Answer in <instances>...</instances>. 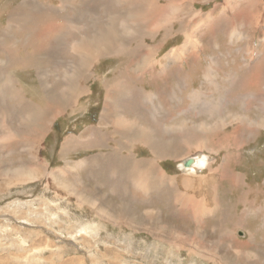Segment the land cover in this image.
<instances>
[{
    "label": "rangeland",
    "instance_id": "rangeland-1",
    "mask_svg": "<svg viewBox=\"0 0 264 264\" xmlns=\"http://www.w3.org/2000/svg\"><path fill=\"white\" fill-rule=\"evenodd\" d=\"M23 1L25 2V0H0V37H1L0 43L5 44L7 41L9 42L11 41V39H14L15 37L17 39L23 40V37L26 36L27 34L26 30H28V27L26 26L24 28L12 31V33H10L11 35L9 34V36L4 33V31H6L9 27L8 20L12 15L11 12L13 11L16 12L18 8L20 9L22 4L24 3ZM38 1H41L43 3L46 2V0L45 1L38 0ZM110 1L113 4H115V0H110ZM197 1L202 2V0H197ZM238 2L240 4L242 3L243 6L246 4V2L249 1L247 0L246 2H244L243 0L242 2H240V0L238 1L230 0L229 3L227 0H220V1L210 0L209 4H206L205 7H203L201 3L197 4L196 6L198 9H203L205 13L212 14L214 21L210 26L212 27V29L209 28L208 34L205 36V38L203 36L206 32V29H204L201 32H198L196 39L197 47H195L194 50L190 49L191 51L186 50L185 53L182 54V60L180 62L177 61L175 65L170 64L172 66L171 71H173L175 75H179V79H178L179 85H177V87H174V89L172 90L174 98L178 103L177 102L175 103L170 102V103L171 105L173 104L176 107V111H174L175 114H182L177 112L180 111L177 105H180L181 109H183V112L185 111L183 113L185 114L184 115L185 120L183 123H185L184 126H186V128L189 127L192 130L197 129L196 130L197 134L196 136H194V142L191 143V145L193 144L194 147H191L190 145L185 146L184 151L182 152L183 146L180 145L179 151L181 152L178 153L176 151L174 152V150L170 151L168 149H165L167 144H170V146H172L173 144V146H175L177 141L176 138L169 136L170 134L163 132L164 130L162 129L161 125L158 126V128L156 129L159 130V134L153 133L152 138L150 140L152 144L156 142L157 145L160 146V148H158L156 152L161 154L162 157L155 158V156L153 157V155L150 156L151 158L149 160H151V163L155 162L154 168H156V171H153L154 177L152 179H149L148 181V183H150V181L156 183L157 186L152 189L150 188L144 189V188H140V186L137 185L135 178L138 175L137 176L132 175L133 173L131 172V170L133 168L132 166L134 165L132 164L133 159L131 160V158L135 157L137 161V158L141 159L149 156L150 152L146 150V147H144V145L136 148L132 146V148L128 151L134 154L135 156L133 155L132 157L125 159L124 165L122 167L117 168V171L119 172L123 171V175L126 178L130 179V182L124 183L123 182L124 178L121 179L122 182L118 181L117 176L113 178L115 184V188L113 189V191L114 192L116 191L115 194L117 196L114 195L112 196L110 194V191L112 189L110 184L113 183V181L108 184V187H106L104 193H102L99 190L98 194H96V189L98 187L97 180L90 179L89 177L90 175L88 176L87 174H84V171L80 173L78 170L74 169V162L76 163V161H80L82 158L91 159L95 157V159L97 158L96 161L100 160L101 158L104 159L106 157L105 154H107L108 156L111 155L108 153L110 152L112 153V151L115 148H117L119 145L121 146V144L123 143L125 144L127 141L124 138L118 137L116 135L115 136L109 135V137L105 136L104 138L106 139H102V140L100 139V145L106 143L107 145H110L112 148L109 149L106 148V146L100 148H93L89 150V153L88 151L83 150V153H79V154L71 153L67 155L66 158H64L60 152V148L64 144L63 140L64 138L70 137L72 135L79 136V134H81L83 130L86 129L89 130L90 127L97 128L100 122L104 123L103 119L101 120V115L104 112V106H105L104 83L113 81L111 79H113V77L115 78V74L117 73L118 69L120 70L123 67V63L125 64L129 62V59H125L126 56H123L122 54L126 48V45L123 40H125L129 36H134L139 40L146 39V41H148V44H150L153 48L156 46V49L162 46L165 40H169L170 43L166 45L165 48L163 47L156 56V58H158L157 59L158 61L161 60L164 63H166L164 58L174 47L181 45L185 46V44L187 43V36L184 32V29L189 27L191 20L188 17H186L187 18L186 24H184L180 18L174 22V24L178 22L183 24L184 27L183 34L186 37L183 35L175 38V33L173 36L169 37L166 36L165 33L161 32L159 35L160 37H157L156 41L155 39L153 40L149 39L148 34L150 32L156 33L159 29H164L167 25H169L168 22H170V19L172 20L170 14H167L166 18H164V20L162 19V22H160L159 25L156 23L150 25L139 23V25L136 24L133 26L132 24L135 31L133 35L127 33V31H122L120 35L118 34V37L120 38L119 42L116 43L118 49L116 45L114 44L111 45L114 46L113 49L115 50L112 51L110 50L112 47L109 48L108 52L105 53V56L106 55L108 56L101 60L98 59L96 65L92 67V78L88 81L82 82V92H81L82 95L80 94L81 95L80 97L82 99L80 98L81 101L79 105L85 107V111L83 112L84 114L80 112L78 117H73L72 114L68 112L66 116H63L62 119L58 120V122L55 125L56 127L54 126V130L52 134L49 136L51 138L48 137L49 139L47 138L46 140L45 147L41 152L42 155L41 163L42 165L46 166L47 171L50 172L52 176H46L45 173L44 175H39V179L35 182L24 183L21 185L18 184V186L15 185L13 188H9L8 186L9 181L0 183V264H74V262H76L75 264H79V263L80 264H153V262L154 264H161V263L162 264H216L217 262H218L217 264H224V263L230 264L232 260L235 262L234 263L232 261V264H247L245 257L251 251H248L244 246V244L250 240L249 231L255 233L260 229L259 226L264 225V215H263L264 213H262L264 212L263 210L264 209V192H263L264 191V133L263 132H261L259 136V138L260 139L262 138L263 140L261 139L260 141L259 138L255 139L250 145L251 149L249 148L246 149V151L248 152H246L245 150L236 151L237 150L236 146L234 147L228 146L227 141L216 139L214 136L210 134L204 135V138L207 140V142H213L218 140L220 141V145H222L219 146L218 149H216L215 151L211 149L212 151L204 152L205 154H207L208 157L210 156L209 158L211 164L209 170L200 173L202 177L208 178L210 184L213 185L218 183V187L216 186L217 191L216 189L212 190L214 191L213 194L215 196L213 195L211 199H208L209 196L207 198V205L209 206L210 209H213L216 206V210H215L216 214L215 213L210 214L208 215V217L207 215L204 216L202 214H198L199 216L193 214L194 215L193 216L192 212L188 214L187 205L182 203L177 197L179 193L180 194L186 193L193 195V198L195 196L197 200V195H200L197 189L196 188L194 189V187L196 186L195 184L196 181L194 180H197L198 176L185 175V174L183 175V173L179 170L178 167H179V162L182 163V161L185 160L186 158L196 155L197 151L199 150L198 142L200 141L199 139L201 138L199 131H202V127L206 125L208 128H215L216 122H220L221 124L227 123L228 125H230V122L228 121H230V118H234V117L239 119L241 118L246 119L245 117L246 114L244 111L246 106L248 105L256 107L254 109L251 108V110L248 112V116L252 120H257V122L264 121V89L262 88L261 90L259 89L256 90L255 88L249 86V89L248 88L247 90L244 89L241 92V98H237L235 95L238 94L239 92H237V89H233L231 87L230 82L228 83V78L230 79L232 77H235L236 70H238L241 76L245 79H248V76L250 77V72L253 69L255 72H258V74L260 75L264 74L261 73L264 70L263 68L264 63L263 62L260 63L257 56V51L263 48L260 45L261 39L259 37L257 38L256 36V33L264 34V21H263L264 19L260 24L257 23L256 25L253 26L254 30L252 32L250 27H247L248 25H250L248 23L246 24V27H244L243 21H241V23H238L235 20V23L233 24V19L235 17L234 12L238 11L236 10V7L237 8L239 7L237 5ZM53 3L54 5H59L58 0H53ZM169 4L174 8H177L179 6L181 7L182 5L181 3L178 4L175 3V0H169ZM120 5L119 7L122 8L125 7L124 2L122 1H120ZM33 6L34 5L32 0H28L27 7L31 9V12L29 13L31 15L28 14V17L31 18V21L29 22L35 23L33 19L35 20L34 14L36 13V10L34 9ZM150 7L152 8V4L148 2L146 9L142 8L141 11H143V13H146L148 9V11L151 12ZM17 12L21 13L22 11H17ZM63 14L64 13L61 14L58 13L57 15L63 16ZM122 16L123 14H117L116 23H115L117 26H119L118 20L123 18ZM109 17L113 18V16L111 15ZM129 22L131 24L133 22V19L129 18ZM219 23L221 24L223 23L224 25L223 24L221 25ZM30 27L33 28V24L30 25ZM243 27L246 28L245 32ZM175 28L176 31H178L180 27L178 26ZM236 28H238L239 30L238 32L233 31ZM22 29L24 31H22ZM13 42L14 41H12V44ZM188 44H191V42H189ZM16 49H18L17 46ZM0 51H2V49ZM241 54L242 56H240ZM6 56L5 53L0 52V60L2 59L6 60ZM21 56L24 57V60L26 59L24 54L21 53ZM73 57L80 58L74 55ZM105 59L106 62L104 61ZM183 61H186L185 64L182 63ZM238 61H239V65H238ZM12 64L13 66H15L16 70L13 71L12 69L7 68L6 73H8L11 77L12 76L15 77V80L17 79L16 80L17 86H14V90L19 89L18 90L19 92L24 93L22 97H25L26 100H29V102L35 103L40 107L45 106L46 103H42L40 101L42 98V95H40V93L42 92V88L39 86L38 83L39 76L36 74L38 70L43 72L47 71L45 73H48L50 66L47 63L43 62L38 65L37 71L35 69H30V71L28 70L21 71L17 63L15 64L13 62ZM193 65L194 67L196 66L197 67L194 68L192 67ZM244 65L246 69L244 68ZM159 68L160 67H158L157 71H159ZM243 68L244 70L247 71H244ZM50 69H51L50 71L51 73L58 72L57 74L59 75L63 74L61 72V69L56 71L53 70L52 68ZM15 73H17V75ZM130 73L132 74L133 71H130ZM145 73L146 71L137 72V76L140 79H142L144 82L148 81V77L147 79H145ZM0 76H1L0 82L7 83L6 81L7 78L5 77V75L4 76L0 75ZM189 77L191 78V80ZM144 87H146L147 90L149 91L153 89L148 83ZM259 91L261 93H259ZM233 93H234V98L232 99V97L229 96L232 95ZM37 94L39 97L36 96ZM168 95H170L171 97V91L168 92ZM257 98L259 99V101L257 100ZM1 101L2 99L0 98V106H5V107L7 106L10 108L11 106L10 104H12V102H9L10 104L8 103L7 105L6 102L1 103ZM208 103H210L211 105H209ZM207 105L212 108V113L213 111L217 113V116L214 114L212 115L210 114L211 113L210 108L208 109ZM151 107L152 106L150 105L148 106L147 109H150ZM26 110H31L32 112H35L33 109L30 108H27ZM192 111L194 113H192ZM175 114L174 117L171 116L172 119L176 118ZM1 116L2 115L0 114V137L3 136L5 130L10 131L11 132L10 134H12L13 136L20 131L21 128L20 123H23V121L19 120L20 122L19 123L18 121L15 120L13 122L5 124L2 123ZM152 123L149 122V124L146 123L145 125L146 126L149 125L148 127H153V128L157 127L154 125V123L153 124ZM173 123H175V120ZM79 125L80 127H78ZM162 125L169 126L170 124H166V122H164ZM231 127L232 126H229L227 129L229 130ZM107 128L108 131L110 129L111 131L113 130L112 128L109 127ZM227 133H231V130L227 131ZM14 137H18V136H14ZM253 137L254 135L248 136L250 140H253L254 139ZM159 139H162L163 141ZM119 141L123 143L120 144ZM158 141L162 142V144H160ZM230 141L234 143L233 140ZM24 144L28 145L27 143ZM20 147L22 148V146ZM21 151L22 153L26 151V153L31 155L30 156L31 159L33 155V152L31 150L22 149ZM124 154H128L127 150L124 151ZM176 154L178 155L179 158H174V157L172 159L167 158L170 156H174ZM18 159H20V155L16 151L9 156V159L6 158V162L8 163L9 166V167L7 166L6 169L10 168L9 170H11L10 172L11 175H13V173H15L14 171L16 170H17L16 172H19L18 170L20 168L16 167L15 165V161H18ZM64 160L71 163L74 172L78 173L77 177H80V179H82L81 182H83L84 185L82 184L76 186L70 178H67L64 175H60L59 173L51 172L54 171V169H56L55 167H59V168L63 167L65 162ZM226 161L228 163H226ZM226 164L228 168H230V170L233 172V174H236V178L238 177L236 179L237 182H241V183L235 184L234 183L235 181L232 180L230 176H227V174H225L227 173V171L225 172ZM129 166H130L129 169H130L131 177L128 175V172H126ZM241 175H243L242 176L243 178H241ZM56 176L58 179L56 178ZM85 177H88V179H85ZM11 180L15 181L14 178ZM183 184H185L187 188H185ZM74 185L76 188H80V189L79 190L75 188L73 189ZM82 186L83 188H81ZM256 189L257 191H255ZM71 190H75L83 194L85 196V200L88 203L93 202L94 198L97 199L99 195L101 201L104 199L103 197L104 195L106 196L111 195L113 199L110 198L111 200L110 199L105 200L106 203L104 202V208L107 213L109 212L111 213L112 217L113 215L116 214L115 216L118 217V220L116 221L118 222L111 223L106 221V219L103 218L102 216H101L102 218H100V216L96 214V209H93L88 206H84L79 202V199H75L73 196H69ZM189 190L191 191V193ZM206 190L207 188H205L203 192L204 194L207 192ZM155 196H156V200H155ZM167 196L169 198H167ZM45 200L48 202H46ZM253 208H255L256 210ZM114 211L115 213H113ZM120 212L125 213L124 215L126 217L128 216L127 218L125 217V219H129V220L128 221L123 220ZM215 219L217 220L219 219V220L217 221ZM248 224L250 226H248ZM205 227H207L208 229ZM143 228H145L146 230ZM170 229L171 231H169ZM182 230L186 232H183ZM106 232L109 234H107ZM157 234H159L158 237ZM190 234L192 236V240H190L191 239ZM227 236L230 239H228ZM162 237H164V239ZM200 239H202V241ZM195 241H198L201 244L198 242L195 243ZM258 241L261 244L262 243L264 244V231L260 233V237L258 238ZM199 246L201 247L205 246V247L201 248ZM258 247L259 250L257 251L258 253L257 255H259L261 259L259 260L255 259L254 256V259L251 262H249V264L264 263V245ZM197 250H200L201 252ZM230 254L232 255V257ZM211 258L213 260H211ZM219 258L221 260H219ZM234 258L237 259L234 260ZM128 261H130V263ZM237 261L239 263H236Z\"/></svg>",
    "mask_w": 264,
    "mask_h": 264
},
{
    "label": "bare ground",
    "instance_id": "bare-ground-1",
    "mask_svg": "<svg viewBox=\"0 0 264 264\" xmlns=\"http://www.w3.org/2000/svg\"><path fill=\"white\" fill-rule=\"evenodd\" d=\"M43 1H45V0H43ZM58 1H59V5H54L53 0H46L45 3L38 1V0H32L33 5H34L33 7L36 10V13L34 14L35 20L33 19V21H35V23L29 22V21H31V18L28 17V14L31 12V9L29 7H27L28 0H25V2L23 1L24 3L22 4L21 8L20 9L18 8V10H17V11H22V12L18 13L16 10H15L16 12H14V11L11 12L12 15L8 20L9 27L6 31H4V33L9 36V34L12 33V31L24 28L26 26V27H28V30H26V32H27L26 36H24V37L22 36L23 40L17 39L15 37L14 39H11V41H9V42L7 41L5 44L0 43V50L2 49V51H0V52L5 53V56L7 54L6 60H3V59L0 60V75H3V76L5 75V77L7 78V80H6L7 83H1L0 82V98L2 99L1 103L6 102V104L8 105L9 102H12V104L9 103L11 105L10 108L7 106L6 107L0 106V114L2 115L1 116L2 123L7 124V123L13 122L15 120L18 122H19V120L23 121V123L19 122L20 126H21L20 131L16 133L17 135L16 134L14 135V136H18L19 138L14 137L12 134H10L11 132L7 131V130H5V132L3 133V136L0 137V183H4L5 181H9L8 182L9 188H13L15 185L18 186V184L21 185L24 183L35 182L39 179V175H44L45 173H46L45 174L46 176H52V174L47 171L46 166L42 165V163H41V156H42L41 152L45 147V143H46L47 138L52 134V132L54 130V126L56 125L58 120L62 119L63 116H66L68 112H70L73 117H78L80 112L83 113L85 111V107H82L79 105V103L81 101L80 96L82 95L81 94L82 82L88 81L92 78V67L94 65H96L98 59L101 60V59H104L108 56V55L105 56V53L108 52L109 48L112 47L110 50H112V51L115 50V49H113L114 46H111V45H113V44L116 45V43L119 42L120 38L118 37V34L120 35L122 33V31H127V33L133 35L135 33L134 28H133L134 25H136V24L139 25V23L140 24H148V25L156 23L159 25V23L162 22V19L164 20V18H166V15L170 14L172 20L170 19V22H168L169 25H167L164 29H159L156 33L150 32L148 34V37H149V39H152V40L155 39V41H156L157 37H160L159 35L161 32L165 33V35L169 36V37L173 36L174 33H175V38L179 37V36H183L184 35L183 34V28H184L183 24L180 22L174 24V22L180 18L182 20V22L184 24H186L187 23L186 17H188L191 21H190L189 27L184 29V32L187 36V43L185 44V46L181 45L182 48H181V46H176L169 53L166 52L168 54L164 58V60L166 62V63H164L161 60L158 61L157 60L158 58H156V56L158 55V53L161 51V49L163 47L165 48L166 45H168L170 43L169 40H165L164 44L162 46H160L158 49H156V46L153 48L150 44H148V41H146V39L139 40L138 38H136L134 36H129L128 38L123 40L125 45H126V48L122 54H123V56L127 57V58L125 57V59H129V62L125 63V64L123 63V67L120 70L118 69L117 73L115 74L116 79L113 77V79H111L113 81L104 83L105 106H104V112L101 115V120L103 119V122H106V123L100 122L99 125H103L102 127H100V126H98L97 128H91L90 127L89 130H87V129L83 130L81 128L83 131L81 132V134H79V136L72 135L70 137L64 138V140H63L64 144L60 148L61 155L64 158H66L67 155H69L71 153H73V154L74 153H77V154L83 153V150L88 151V153H89V150H91L93 148H100V147H105V146H106V148H109V149L112 148L110 145H107L106 143H103L102 145H100V139L101 140L106 139V138H104L105 136L109 137V135L110 136L116 135L118 137L124 138L127 141V142L125 141L126 142L125 144L123 142L119 141L120 144L123 143L124 145L121 144V146L119 145L117 148H115L112 151V153L111 152L108 153V154H111L109 156L107 154H105L106 157L104 159L101 158L100 160L96 161L97 158L95 159V157L93 156L94 158H91V159L82 158L80 161H76V163L74 162V169L78 170L80 173H82V171H84V174H87L88 176L90 175L89 176L90 179H93V180L96 179L97 180L98 187L96 189V194H98L99 190L102 193H104V190H106V187H108V184L110 182H112V181H110V178H115L117 176L118 181H121V179L124 178V181H123L124 183L130 182V179L126 178L123 175V171L119 172V171H117V168L122 167L124 165L125 159H128L129 157H132L134 155L128 151L132 148V146L136 148V147H140V146L144 145V147H146V150L150 152V155L145 157V158H141V159L137 158V161H136L135 157L134 158L132 157L131 160L133 159L132 164L134 166H132L133 168H132L131 172L133 173L132 174L133 176L138 175L135 179H136L137 185L140 186V188H144V189L155 188L157 186V184L154 182H151V181H150V183H148V181H149V179H152L154 177L153 171H156V168H154L155 162H152L153 164L151 163V160H149L151 158L150 156L153 155V157L155 156V158L162 157L161 154L156 152V150L158 148H160V146L157 145L156 142H154V144H152L151 140H150L152 138L153 133L159 134V130L156 128H158V126L161 125L162 129L164 130L163 132L168 133V134H170L169 136L176 138V141H177L176 145L173 146V144H172V146H170V144H167L165 149H168L170 151L174 150V152L176 151L178 153V152H181V151H179L180 145L183 146L182 152L184 151L185 146L190 145L191 147H194V145L193 144L191 145V143L194 142V136H196V134H197V132H196L197 129L192 130L189 127L186 128V126H184L185 123H183L185 120L184 119L185 114H183V113L185 111L183 112V109H181L180 105H177V107L180 110L177 112L182 113V114H175L174 111H176V107L173 104L171 105V103L177 102L176 99L174 98L172 90L174 89V87H177V85H179L178 84L179 75H175V73L173 71H171L172 66L170 64L175 65V63H177V61L180 62L182 60V54L185 53L186 50L187 51H189L190 49L194 50L195 47H197L196 39H197L198 32H201L204 29H206V32L203 36L205 38V36L208 34L209 28L212 29V27H210L211 24L214 22L212 14L205 13V11L203 9H198L196 6L197 4L201 3V5H203V7H205L206 4H209L210 0H202V2H199L197 0H175V3H177V4L181 3L182 4L181 7L179 6L177 8L172 7L169 4V0H162V1L161 0H115V4H113L110 0H58ZM120 1L124 2V4H125L124 8L119 7ZM227 1L230 3V0H227ZM236 1H238V0H236ZM242 1L243 0H240V2H242ZM246 1L247 0H244V2H246ZM248 1L249 2H246V4L244 3L245 5H243V6H242V3L240 4L238 2L237 5L239 7L238 8L236 7V10H238V11L234 12L235 17L233 19V24L235 23V20L238 23H241V21H243L244 27H246V24L248 23L250 25H248L247 27H250L251 32H252L254 30L253 26L256 25L257 23L260 24L262 22V20L264 19V0H248ZM148 2L150 4H152V8L150 7L151 12H149L147 9L146 13H143V11H141V9L142 8L146 9ZM41 10H43V11H41ZM58 13H60V14L64 13L65 16H64V14H63V16L62 15L59 16V15H57ZM117 14H123V16H122L123 18L118 20L119 26H117L115 24ZM29 15H31V14H29ZM110 15L113 16V18L109 17ZM129 18L133 19V22L131 24L129 22ZM32 24H33V28L30 27V25H32ZM132 24H133V26H132ZM219 24H221V23H219ZM178 26L180 28L178 31H176L175 27H178ZM66 28H67V30H66ZM245 29L246 28H244V32H245ZM22 31H24V30L22 29ZM233 31L238 32L239 30H238V28H236ZM225 36H227V35H225ZM256 36H257V38L259 37L261 39L260 45L263 48V49H259L257 51L258 60L260 61V63L261 62L264 63V34L263 33L262 34L256 33ZM169 37H167V38H169ZM242 37H243V35H242ZM161 38H162V36H161ZM0 39H1V37H0ZM12 41H14L13 44H12ZM189 42H191V44H188ZM8 43H10V44H8ZM17 43H19V44H17ZM16 46L18 49H16ZM117 49H118V46H117ZM199 49H200V47H199ZM21 53L25 55V57H26L25 60H24V57L21 56ZM73 55L76 57H80V58H75V57H73ZM117 56H119V55H117ZM240 56H242V54ZM211 57H212V55H211ZM104 61L106 62V59ZM114 61H115V59H114ZM13 62L15 64L16 63L18 64V67L21 69V71H23V70L30 71V69L38 70V65L40 63H43V62L47 63L50 66V68H52L55 71L61 69V72L63 73L62 75L57 74L58 72L51 73L50 68H49L48 73H45L47 71L43 72V71L38 70V72L36 74L39 76L38 77L39 78L38 83H39V86L42 88V92L40 93V95H42V98L40 101L42 103H46L45 106L40 107L35 103L29 102V100H26L25 97H22V95L24 93L19 92L18 91L19 89L14 90V86H17L16 85L17 79L15 80V77H13V76L11 77L8 73H6L7 68L12 69L13 71L16 70L15 66H13V64H12ZM185 62L186 61H183L182 63L185 64ZM193 62H194V59H193ZM242 63H244V62H242ZM194 65L192 67H194ZM238 65H239V61H238ZM245 65H244V68H245ZM158 67H160L159 71H157ZM196 67H194V68H196ZM68 68H69V70H68ZM244 68H243V70H244ZM130 71H133V73L131 74ZM145 71H146L145 79H147V77H148V81L144 82L142 79H140L137 76V72H145ZM239 71H242V70H239ZM244 71H247V70H244ZM235 73H236L235 77H232L230 79L228 78V83L230 82L231 87L233 89H237V92H239L238 94L235 95L237 98H241V92L244 89H246V90H247V88L249 89V86H251L252 88H255L256 90H258V89L261 90L262 88L264 89V76H263L264 74L260 75V74H258V72H255L253 69L250 72V77L248 76V79H245L241 76V74H240V72H238V70H236ZM246 73H248V72H246ZM261 73H264V70ZM201 74H203V73H201ZM201 76H203V75H201ZM0 80H1V76H0ZM190 80H191V78H190ZM194 80H195V78H194ZM96 83H97V81H96ZM147 83L153 88L152 90L149 91V90H147L146 87H144ZM198 84H199V82H198ZM169 90L171 91V97H170V95H168V92H170ZM259 93H261V92L259 91ZM38 94L36 96H38ZM94 94H95V92H94ZM232 95H230L229 97H232V99H233L234 93ZM262 96H263V94H262ZM257 100L259 101L258 98H257ZM146 103H147V105H146ZM208 104L211 105L210 103H208ZM150 105L152 107L150 109H147L148 106H150ZM88 106H90V105H88ZM27 108L33 109L35 112H32L31 110H26ZM207 108L208 109L210 108V112H211L210 114L211 115L214 114L217 116L216 112L213 111V113H212V108L210 106L207 105ZM251 108L254 109L256 107L248 105L245 108L244 112L246 114L245 115L246 119H244V118L239 119V118L234 117V118H230V121H228V122H230V125H228L227 123L221 124L220 122H216L215 128H208L206 125L204 127H202V131H199L201 138L199 139L200 141L198 142L199 143V150L197 151L196 155L190 156V157L186 158L185 160H183L182 163H179L178 168L183 173V175L185 174V175L198 176V179L194 180V181H196V183H195L196 186L194 187V189L196 188L198 193L200 194V195H197V200H196L195 196L193 198V195H190V194H186V193L180 194L179 193V195H177V197H179L178 199L182 203L187 205L188 214L190 212H192V215L195 214V215L199 216L198 214H202L204 216L207 215V217H208V215L216 212L215 211L216 206H215V208L210 209L209 206L207 205V198H208V196H209L208 199L212 198V196L214 195L213 194L214 191H212V190L216 189L217 183L215 182L216 184H213V185L210 184L208 178L202 177L200 175V173L203 171L209 170V167L211 164V161L209 158L210 156L208 157L207 154H205L204 152L212 151L211 149H213V151H215L216 149H218L219 146H222V145H220V141H218V140L213 141V142H207V140L204 138V135L210 134V135L214 136L216 139H220L222 141H227L228 146H232V147L236 146V148H237L236 151H243V150L246 151L247 148L251 149V147H250L251 143L255 139L259 138L261 132L264 133V121L257 122V120H252L248 116V112L251 110ZM88 109H90V108H88ZM192 113H194V112L192 111ZM174 114L178 120L176 118L175 119L171 118V116L174 117ZM148 117L150 120L148 119ZM174 120H175V123H173ZM192 121H194V120H192ZM61 122H63V121H61ZM149 122H151V123L153 122L154 125L157 127L153 128V127H148L149 125L146 126L145 124L146 123L149 124ZM164 122H166V124H170V125L169 126L162 125ZM80 123H82V122H80ZM229 126H232L229 129V130H231V133H227V131H229L227 129ZM78 127H80V125ZM107 127L112 128L113 130L111 131V129H110L108 131ZM65 129H66V127H65ZM78 130H79V128H78ZM77 131H75V132H77ZM55 134H56V132H55ZM249 135L250 136L254 135V137H253L254 139L250 140V138H248ZM49 138H51V137H49ZM186 138H187V140H186ZM261 139H260V141H261ZM55 140H56V138H55ZM128 140H129V142H128ZM159 140L163 141L162 139H159ZM230 140H233L234 143H232ZM24 143H27L28 145H26ZM159 143L162 144V142H159ZM20 146H22V148ZM227 148H229V147H227ZM22 149L31 150L33 152L31 159H30L31 155L26 153V151H24L22 153V151H21ZM46 150H47V148H46ZM126 150H127L128 154H124V151H126ZM204 150H206V151H204ZM15 151L17 153H19V155H20V159H18V161H15L16 167H19L20 169L18 170L19 172H16L17 170L16 171L13 170L15 173H13V175H11V173H10L11 170H9L10 168L6 169V167L8 166V163L6 162V158L9 159V156L12 155V153H14ZM31 151H29V152H31ZM102 151H103V148H102ZM174 152H172V153H174ZM246 152H248V151H246ZM176 155L170 156L167 158L168 159L169 158L172 159L173 157L179 158L178 155L177 156ZM44 156H46V155H44ZM243 156H245V155H243ZM70 158H72V157H70ZM190 160H193V163L190 167H187L186 163ZM64 161L65 162H64L63 167H61V168L55 167L56 169H54V171H51V172L59 173L60 175H64L67 178H70L76 186L82 185L83 184V182H81L82 179H80V177H77L78 173L74 172L73 166L71 165V163H69L66 160H64ZM226 163H228V162L226 161ZM10 165H11V163H10ZM125 168H127V167H125ZM129 168H130V166L127 168V171L126 170L125 171L128 172V175L131 177ZM226 171H227V173H225V174H227V176H230L231 179L235 181V182L233 181L235 184L241 183V182H237L236 179L238 177L236 178V174H233V172L230 170V168H228L227 164H226V168H225V172ZM10 176H11V178H10ZM242 176L243 175H241V178H243ZM13 178L15 179V181L11 180ZM56 178H57V176H56ZM85 179H88V177H85ZM178 181H180V180H178ZM75 185L73 186V189L75 188V189L79 190L80 188H76ZM110 185L112 188L110 191V194L112 196L113 195L117 196L115 194L116 191L115 192L113 191V189L115 188L114 181ZM183 185L185 188H187L185 186V184H183ZM191 187H193V186H191ZM239 187H237V188H239ZM81 188H83V186ZM205 188H207V190H206L207 192L204 194L203 192H204ZM216 191H217V189H216ZM255 191H257V189ZM208 192H209V195H208ZM164 193H165V190H164ZM190 193H191V191H190ZM111 195L110 196L104 195L103 196L104 199L102 201L99 198L100 195L99 196L97 195L98 198L97 199L94 198L93 202H89V203L85 200V196L83 194L79 193L78 191L71 190L69 196H73L75 199H79V202L81 204H83L84 206H88V207H91L93 209H96V214L98 216H100V218L103 217L108 222L117 223L118 221H116V220H118V217L115 216L116 214L113 215V217H114L113 218L111 213L110 212L107 213L105 211V208H104L105 200H109L110 198H112ZM162 196H160V197H162ZM172 196H174V195H172ZM220 197H221V195H220ZM101 198H102V196H101ZM167 198H169V197L167 196ZM118 199H119V197H118ZM155 200H156V196H155ZM41 201H43V200H41ZM46 202H48V201H46ZM222 202H224V201H222ZM131 203H133V202H131ZM218 203H219V201H218ZM216 204H217V202H216ZM185 205H183V206H185ZM137 206H138V204H137ZM177 208H179V207H177ZM253 209H255V208H253ZM117 210H118V208H117ZM124 212H126V211H124ZM113 213H115V211ZM182 213H184V212H182ZM224 213H225V211H224ZM247 213H248V211H247ZM262 213H264V212H262ZM124 214L125 213H121L122 219L128 221L129 219H125L126 216ZM82 215H83V213H82ZM233 216H234V214H233ZM230 218H231V216H230ZM257 219H258V217H257ZM215 220H217V219H215ZM259 220H261V219H259ZM159 221H160V218H159ZM157 223H158V221H157ZM229 223H231V222H229ZM254 223H256V222H254ZM140 224H141V222H140ZM159 226H160V224H159ZM239 226H240V224H239ZM248 226H250V225L248 224ZM114 227H115V225H114ZM218 227H219V225H218ZM259 227H260V229L258 231H256L255 233L249 231L250 240L244 244L246 249L248 251H251L247 254L246 257L244 256L245 260L247 261V264H249V262H251L254 259V256H255V259H258V260L261 259L260 256L257 255L258 254L257 251L259 250L258 246H263L264 244L263 243L261 244L259 242L260 240L258 241V238L260 237V233L262 231H264V225L263 226L261 225ZM205 228H207V227H205ZM143 229H145V228H143ZM188 230H190V229H188ZM169 231H171V229ZM183 232H186V231H183ZM154 233H156V232H154ZM187 233H188V231H187ZM107 234H109V233H107ZM154 235H156V234H154ZM158 235L159 234H157V237H158ZM190 236H191V234H190ZM164 237H162V238L164 239ZM193 238H194V236H193ZM207 238H210V237H207ZM227 238H228V236H227ZM228 239H230V238H228ZM190 240H192V236H191ZM200 240L202 241V239H200ZM189 242H191V241H189ZM196 242H198V241H195V243ZM178 243H180V242H178ZM198 243H200V242H198ZM79 244H81V243H79ZM174 244H175V242H174ZM183 245H184V243H183ZM205 246H206V244H205ZM205 246H203V247L199 246V247L204 248ZM208 246H209V244H208ZM185 248H186V246H185ZM242 249H243V247H242ZM171 250H172V248H171ZM174 251H177V250H174ZM197 251H200V250H197ZM239 251H240V249H239ZM208 252H209V250H208ZM240 255H242V254H240ZM172 257H173V255H172ZM231 257H232V255H231ZM178 259H179V256H178ZM203 259H204V257H203ZM235 259H237V258H234V260ZM208 260H210V259H208ZM211 260H213V259L211 258ZM219 260H221V259L219 258ZM166 261H167V259H166ZM232 261L230 262V264H232ZM238 261L236 263H239ZM128 262L130 263V261H128ZM75 263L76 262H74V264ZM153 264H154V262H153ZM224 264H227V263H224Z\"/></svg>",
    "mask_w": 264,
    "mask_h": 264
},
{
    "label": "water",
    "instance_id": "water-1",
    "mask_svg": "<svg viewBox=\"0 0 264 264\" xmlns=\"http://www.w3.org/2000/svg\"><path fill=\"white\" fill-rule=\"evenodd\" d=\"M192 163H193V160H190V161H188V162L186 163V166H187V167H190V166L192 165Z\"/></svg>",
    "mask_w": 264,
    "mask_h": 264
},
{
    "label": "crops",
    "instance_id": "crops-1",
    "mask_svg": "<svg viewBox=\"0 0 264 264\" xmlns=\"http://www.w3.org/2000/svg\"><path fill=\"white\" fill-rule=\"evenodd\" d=\"M37 71V70H36ZM17 75V73H15ZM106 123V122H104ZM100 127H102V125H99ZM102 129V128H101ZM180 163V162H179ZM110 181H113V178H110ZM217 187H218V183H217ZM179 198V197H178Z\"/></svg>",
    "mask_w": 264,
    "mask_h": 264
}]
</instances>
